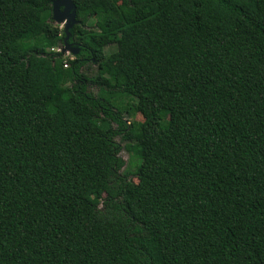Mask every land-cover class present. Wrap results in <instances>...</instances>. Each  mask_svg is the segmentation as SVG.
I'll return each mask as SVG.
<instances>
[{
	"label": "trees",
	"instance_id": "obj_1",
	"mask_svg": "<svg viewBox=\"0 0 264 264\" xmlns=\"http://www.w3.org/2000/svg\"><path fill=\"white\" fill-rule=\"evenodd\" d=\"M53 1L0 0V264H264V0H74V58Z\"/></svg>",
	"mask_w": 264,
	"mask_h": 264
},
{
	"label": "rangeland",
	"instance_id": "obj_2",
	"mask_svg": "<svg viewBox=\"0 0 264 264\" xmlns=\"http://www.w3.org/2000/svg\"><path fill=\"white\" fill-rule=\"evenodd\" d=\"M53 23L55 24V25H59L61 28H63V25L62 24H58L55 20H53ZM1 48L3 49V50H5V51H7V50H9V48H10V40L9 39H7V40H4L3 42H2V44H1ZM116 50V45H111V46H108L106 49H105V51H106V54H110V53H112V52H114ZM65 56L66 57H69V58H74L75 57V55H73L72 53H69V52H65ZM98 67H99V65H98V63L96 62V61H88V63L86 64V66H84L83 67V71L85 72V74H87L88 76H92V77H94V76H97V74H98ZM87 89H88V91L89 92H91L92 94H94V95H96L98 92H99V86L98 85H96V84H88L87 85ZM122 100V99H121ZM124 100V102H121V101H119L118 100V103L120 104V106L121 107H123V112H122V116H123V118L124 119H127L129 122L130 121H133V120H143V116L139 113V114H132V113H130L127 109H125V108H127V107H129V104H130V102H128V101H130V100H127V99H123ZM113 126H115V128H116V124L115 123H113ZM116 141L118 142V143H120V145H121V147H122V149H121V152H120V154H119V156L123 159V161H124V164H125V166H124V168L123 169H125V167L127 166H129L130 164H131V160H130V154H129V152L125 149V142H124V140L121 138V136H117L116 137ZM133 179L135 180V181H137V177H133Z\"/></svg>",
	"mask_w": 264,
	"mask_h": 264
},
{
	"label": "water",
	"instance_id": "obj_3",
	"mask_svg": "<svg viewBox=\"0 0 264 264\" xmlns=\"http://www.w3.org/2000/svg\"><path fill=\"white\" fill-rule=\"evenodd\" d=\"M77 10L75 7L74 0H54L53 1V20L58 24L63 25V29L66 32V37L64 39V46L61 48V52L72 53L77 55L79 53V48L70 43L68 40L70 38V29L77 23Z\"/></svg>",
	"mask_w": 264,
	"mask_h": 264
},
{
	"label": "built area",
	"instance_id": "obj_4",
	"mask_svg": "<svg viewBox=\"0 0 264 264\" xmlns=\"http://www.w3.org/2000/svg\"><path fill=\"white\" fill-rule=\"evenodd\" d=\"M61 48H62V46H56V47H53V48H51V51H53V52H61ZM64 66L65 67H68L69 66V63H68V61H64Z\"/></svg>",
	"mask_w": 264,
	"mask_h": 264
}]
</instances>
